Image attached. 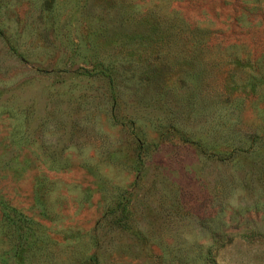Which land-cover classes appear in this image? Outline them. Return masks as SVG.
Listing matches in <instances>:
<instances>
[{
    "label": "rangeland",
    "instance_id": "rangeland-1",
    "mask_svg": "<svg viewBox=\"0 0 264 264\" xmlns=\"http://www.w3.org/2000/svg\"><path fill=\"white\" fill-rule=\"evenodd\" d=\"M0 200V264H264V0H0Z\"/></svg>",
    "mask_w": 264,
    "mask_h": 264
},
{
    "label": "trees",
    "instance_id": "trees-1",
    "mask_svg": "<svg viewBox=\"0 0 264 264\" xmlns=\"http://www.w3.org/2000/svg\"><path fill=\"white\" fill-rule=\"evenodd\" d=\"M0 208L3 212L4 220L19 232L21 238L24 237L28 232L27 222H30V219L3 200H0ZM18 252L16 251V254H18Z\"/></svg>",
    "mask_w": 264,
    "mask_h": 264
}]
</instances>
